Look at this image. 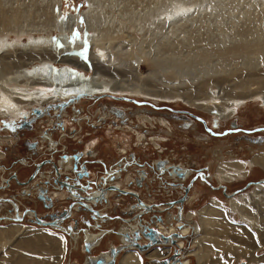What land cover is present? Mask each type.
<instances>
[{
  "label": "bare ground",
  "instance_id": "bare-ground-1",
  "mask_svg": "<svg viewBox=\"0 0 264 264\" xmlns=\"http://www.w3.org/2000/svg\"><path fill=\"white\" fill-rule=\"evenodd\" d=\"M112 1L119 5V7H115L116 5L114 2L111 3L113 4L114 12L107 11L109 3H105L102 0H91V8L83 11L79 17L77 14V16L69 15L68 17L63 18L60 8L62 4L61 0H0V117H7L10 122H18L21 117L24 116L27 118L26 116L31 115L27 110L29 107H38L32 110L34 111L32 116L37 114L35 113L36 110L38 111L39 116L42 115V112L44 113V110L47 107L56 103H51V100L54 101L61 98L64 100L62 101L64 102L62 105H65L72 101L67 99H74L75 97L77 100L83 97H92L96 94V96L105 95L107 97L110 96V94H114L117 97H114L115 99L127 96L135 98L141 97L143 99L145 98V100H152L155 104L160 103L159 101H164L165 99L169 101L182 99L184 102L190 104L198 102V109L215 114L216 117L223 120L229 119L235 113H238L242 106L247 104L250 99H254L253 101H257V99H259V103H261L264 108V96L258 92L251 95H237L231 93L226 96H222L218 93L217 96L213 94L210 97H206L208 93H206L204 89H206L209 83L203 82L196 87L195 93H202L205 97H199L197 95L196 97L187 96L191 93L189 90L184 91L185 93H183V95H181L182 93H174L172 91L165 92V89L162 87L165 85L164 80H157L156 78L148 77L144 79L139 73V67L146 60L147 62L149 60L155 68L157 67L162 71H166V69H168V66L165 67L164 62H161V58H158L157 60L155 56L151 57L148 53H146L147 51L144 50L143 43L148 41L145 39L148 34L145 27H148L150 31L154 28V33L159 31L161 28H166L167 26L169 27V32L165 35L168 38L165 39L162 37L158 40H156V38H152L153 42H156V54L163 53V58L165 57L166 59H168L166 56L173 57L179 55L177 52L180 51L183 46L191 44L192 39L196 36V34H193L194 28H191L200 24L202 20L212 16H217L215 20L219 25V33L221 36L218 42L228 44L229 42L234 41L231 43L234 44L250 38L251 42L248 43V46L254 48L255 52L253 55L264 52L261 48V45H264V0H155V2H153V0ZM134 3L140 7L139 10L135 9L136 6L133 5ZM58 8L60 9L58 10ZM221 13L224 15L225 19L219 17ZM80 17L83 18L87 24L89 32L91 33L84 41H78L76 34L77 25L81 20ZM223 24L225 27H222ZM54 32H58L60 34V38H57L54 35ZM137 33H141V35H138ZM25 36L27 38H24ZM176 36L177 38H175ZM138 38L142 40V43L138 44ZM136 46H138V48ZM226 48L220 47V45H215L214 52H203L201 53L202 56L197 55L198 57L196 59L200 61H209L212 56L216 55L220 61H224L225 63L227 59H224V57L226 56L225 54H227L228 50H221ZM136 49H138V51ZM217 50L219 52L218 55L216 54ZM238 55L242 56V54ZM193 56L188 54L186 57H192L193 59L195 57ZM242 57L247 59L245 62L249 69L256 62L255 59L250 57ZM58 63L61 65L63 64L65 67L57 69L56 64ZM71 66L86 72L93 70V77L88 79L86 77L84 78L80 73L72 71ZM221 67L222 65L220 68ZM152 76L155 77L156 75L153 74ZM221 80L224 84L226 83L223 78L215 82L222 83ZM169 86H171V84ZM167 89H169V87ZM48 95H50V97H48ZM113 113V115H117L118 111L114 110ZM29 118L26 120L27 124ZM143 120L145 122L153 121L152 119H149V117L144 118ZM68 121L69 120L63 121L65 127H67V124L65 123ZM159 121V124L164 126L168 124L165 119L160 118ZM139 136L140 140L141 135L139 134ZM11 138L6 136L3 140H6V144L10 145L13 143ZM45 142H48V140ZM0 144L1 146L3 145L1 143V139ZM90 145L91 146L89 148L92 149L94 146H92V144ZM1 146L0 149L2 150ZM123 151L124 153H122V155L126 156V150ZM87 153L88 150L85 152V155ZM2 156L3 155L0 152V161L3 160V158L1 159ZM154 164L155 163H153V165ZM167 164L161 167L159 171V174L163 177L165 176V170L169 168V165ZM24 165L26 166L27 163H22V166ZM257 165L264 167V155L256 158L255 161L247 162L245 166L233 165L232 167L239 171H244L246 169L254 168ZM59 167L61 172L64 171V173L67 174L69 173L71 165L68 164L67 160L61 159L59 161ZM4 168L5 167L0 169L2 174H4L3 176H5L6 172ZM163 168L165 170L162 171ZM108 172L109 174H114L111 173L112 169L108 170ZM239 174L242 175H230V180L237 179V177L243 178L245 176L243 172H240ZM15 175L17 177L16 179L20 180L19 175L17 173ZM114 176H116V178H118V176L121 178L124 175L121 174ZM125 176L127 179H130L128 174ZM170 177L172 179L167 180L169 183H179L181 181L177 178V176H175V174H172ZM218 177L224 178L223 173H220L216 180L219 182L227 180L226 178H224L225 180H221ZM2 179L3 183L1 185L4 186V181H7L8 179L5 177H2ZM11 182L14 183L15 180L9 181L10 184ZM35 182H33V184L31 183V185L36 184ZM115 184L120 189L124 187L121 186V182L115 181ZM31 185L25 187L27 192L31 191L28 189ZM51 186L53 185L51 184ZM254 186L256 189L260 190L262 187L264 188L261 184H255ZM33 188L34 187H32V189ZM76 191L77 192L73 193L74 197L77 198L79 203L83 202L82 200L86 199L87 196L80 195L78 193V189H76ZM54 194H56V196H54ZM97 194H95L94 197ZM115 194L116 193L112 191L104 192L103 195L108 200L106 206H110V198H117L116 201H120L121 197H113ZM66 196L67 193L60 190L58 185H56L54 191H52V198L47 196V199L49 198L48 201L50 202H55L56 200H64L63 198ZM239 196L243 203L242 205H238L239 203L237 201H240L239 199L231 200L232 208H234L233 211L240 215L242 220L247 221L253 229L259 232L260 237H263V242L260 245L264 246V195H261V192L259 195H256V197L259 198V203L261 204L260 208L252 211L249 210V213L247 210H240V208H242V206L243 208H246V206L252 208L255 198L249 199L250 201L248 202L243 200V196H245V194ZM191 198L192 196H188L186 202H190L189 200ZM231 201L228 202L231 203ZM16 202L17 204H12L13 208H16L15 213L11 214L6 209V204H0V209H2L0 210V223L1 221L4 223L9 221L22 224L25 219H34L33 211L32 209H29V212L26 213L24 220L20 222L19 219L24 217V210L21 208L22 203L19 201ZM94 202L95 201L86 200L85 204L91 207ZM33 210H35L36 216L38 217V211L36 209ZM76 211L77 210H72L71 215L77 216ZM126 211L129 213L130 210L127 209ZM134 212L137 214L138 210H134ZM97 214L98 215L95 216V223L98 221L100 223L103 215L99 212ZM199 216L201 225L204 229L201 234L197 224L194 223L191 225L192 227L183 225L182 222L185 218L183 214L180 220L171 216L170 220L168 219V222L175 224L167 230L163 229L162 232L160 230V232L166 236L178 232L181 237L179 236L180 239H177V242H180L177 247L182 250L185 245L183 240L186 239L187 236H190L191 231H193L194 235L196 234L199 236L196 238H200L199 242L195 239L191 243L192 246H197L198 244L199 249H194L193 251L188 252L189 256L196 258L198 264H211L210 261L213 260V252L215 251H213V249L211 250L210 247L212 248L214 246L221 250L220 253L222 251H225V253L227 251H230L231 253L234 252V258L240 256V258L244 257L253 261L261 262L260 259L255 260L256 252L261 248V246L258 248H251L248 246L249 243H245L244 241L242 242L240 238L244 233L240 231L237 233L239 228L237 229L236 226L234 227L229 224V222L225 219L226 215H224V210L207 207L205 210L197 214V217ZM193 217L194 215L191 214L187 218L193 220ZM137 221L138 220L136 219L135 222L132 216L128 221H125L124 224L119 225V228L121 227V229L117 230L118 233L116 234L122 238L121 242L124 244V249L118 251V255L115 258V264H118V256H122L120 264L143 263L140 256L141 253H138L139 251L137 249L128 248L126 246L127 242H125L126 232L136 228V225L138 224ZM66 222L67 221H64L65 224ZM64 223L61 224L60 220H55L54 223L48 227L55 228L66 233L77 245L82 239V252H85L84 245H87L90 249L89 254L92 253L95 247H100L104 239L112 236L106 231L107 229L103 227V225L108 224V222L100 226V229L97 228L95 231H93L95 227L94 224H91L89 228H85L83 231H80L78 228L68 230ZM11 225L12 226L0 229V242L17 244V241L15 242L14 240V237L17 235H32L31 239H33L34 242H32V240L26 243L22 241L23 243L20 244L23 245H18L20 254L16 257L13 256L6 264L62 263L63 256H61V253H58L55 250V252H52V256L49 252L46 253L45 250H42V246H46V243L52 239L38 235L40 233L34 235L31 230L23 227L22 225ZM159 225L160 224H158V227H160ZM216 231H218V235L215 234ZM34 236L38 238V241L35 240ZM3 245H5V243H3ZM25 246L28 247L26 250H29L30 252L36 253L35 250H37V253L43 255L42 259L37 260L35 255L32 257H25L24 252L21 250V248H25ZM24 248L22 249L24 250ZM164 249H162L165 252L164 256H162L160 250H149L147 252V257L153 260H157L160 257L163 258L169 254L168 249ZM47 250L49 251L48 248ZM104 257L108 256L104 254ZM210 257L211 260H209ZM234 258L231 259L228 256V263L225 264H230ZM215 259H217V257ZM2 262L4 261L2 260ZM214 262L212 261V264H214ZM220 262L221 260L219 259V263ZM175 264H190V260L184 259L183 257V261H179L178 263L176 262Z\"/></svg>",
  "mask_w": 264,
  "mask_h": 264
},
{
  "label": "rangeland",
  "instance_id": "rangeland-1",
  "mask_svg": "<svg viewBox=\"0 0 264 264\" xmlns=\"http://www.w3.org/2000/svg\"><path fill=\"white\" fill-rule=\"evenodd\" d=\"M102 1H104L105 3H109L107 6V11L114 12L113 4H111L114 1L112 0H102ZM61 2L62 4L60 8H61V15L63 18L68 17L69 15L77 16V14L79 17L83 11L90 9L92 6L91 0H61ZM153 2H155V0H153ZM114 4L116 5L115 7H119V5H117L116 2H114ZM133 5L136 6L135 8L136 10H139L140 7L138 5H136L135 3ZM60 8H58V10ZM216 17L212 16L210 18L204 19L201 21L200 24H197L195 25V27H192L191 29L194 28L193 34H196V36L192 39L191 44H186L185 46H183L182 49L177 52L179 53V55L173 57L166 56L168 59H166L165 57L163 58V53L156 54L157 52L156 42L155 41L153 42L152 38H156V40L161 39L162 37H164L165 39L168 38L165 35L168 34L169 27L167 26L166 28H161L159 31H156L155 33L153 32L154 28L151 29L152 31L151 32L148 29V27H145L148 33L145 39H147L148 41L143 43L144 50H146L147 51L146 53H148L151 57L155 56L157 60L158 58L159 59L161 58L160 59L161 62L163 61L164 66L165 67L168 66V69H166V71L163 70L164 71L163 72L157 67L155 68L150 63L149 60L148 62L146 60L139 67V73L143 76L144 79L148 77V78H156L157 80H164L165 85H163L162 87L163 89H165L164 90L165 92L172 91L174 93H180V94L182 93L181 95L185 93L184 91L189 90V92L191 93L187 96L196 97L197 95L199 97H205L204 94L202 93L196 94L195 91L198 85L202 84L203 82H208L209 85L206 87V89H204V91L208 93L206 97H210L213 94L217 96L218 93H220L222 96H226L231 93L237 95H242V94L251 95L256 92L264 96L263 95L264 94V52L253 55V53L255 52L254 48L248 46V43L251 42L250 38L234 44H231L234 41H231L228 44H222L218 42L221 36L219 33V25L215 20ZM219 17L224 18V15L221 13ZM80 19L81 20L77 25L76 34L78 41H84L86 37L89 36V34L91 33L89 32L87 28V24L85 23L83 18L80 17ZM222 27H225L224 24L222 25ZM137 34L141 35V33H137ZM54 35L57 38H60L59 36L60 34L58 32H54ZM177 36L175 38H177ZM24 38L27 37L25 36ZM138 42H139L138 44H140L142 43V40L138 38ZM215 45L216 46L220 45V47L223 48L227 47L226 49L221 50V51L228 50L227 54H225L226 56L224 57V59H227L225 63L224 61H220L216 55L212 56L209 61L208 60L200 61L196 59L198 56H202L201 53L203 52H207V53L214 52ZM138 46L136 47L138 48ZM261 48L262 50H264V45H261ZM136 50L138 51V49ZM188 54H191L192 56L194 55L195 57L193 56L194 57L193 59L192 57L188 58L186 57ZM216 54L217 55L219 54L218 50ZM238 54H242V56H244L245 58L250 57L252 59H255L256 62L249 69L248 65L245 62L247 61V59H244L242 56H239ZM220 64L222 65L221 68H220L221 66ZM62 67L65 66L63 64L61 65L60 63L56 64L57 69L59 68L62 69ZM71 69L72 71H76L77 73H80L84 78L86 77L88 79L93 77V70L86 72L74 66H71ZM216 69L219 71H217ZM153 74H155L156 76L153 77L152 76ZM222 78L225 79L226 81L225 84L222 82V80H221L222 83L215 82ZM170 84L171 86H169ZM168 87L169 89H167ZM96 95L93 96L90 95L92 97H83L77 100L75 99V97L74 99L73 98L67 99L72 101H70L65 105L64 104L62 105V103H64L62 101L64 100H62L61 98L56 99L54 101L51 100L50 101L51 103L53 102L56 103L54 105H51L50 107L46 106L47 108L44 110V113L42 112V115L39 116H36L38 114H34L32 116L34 112L32 110L38 107L34 106L27 108L28 112H30L31 114L28 117L26 116L27 118L30 117L28 120V125L30 126V129L29 128L27 129L26 127H19L21 126L22 121H24L23 123L27 124L26 123L27 118L25 117L21 118L20 121L18 122H9V119L7 117H0V139L3 140L2 136L4 135L6 136L9 135L14 138L13 143L10 145L3 144L1 146L0 144L2 148V152L4 153L3 154L0 151L1 154L4 155L3 160L0 161V169L5 167L4 170L6 171L5 176H3L4 174H2V172L0 171L1 173L0 182L3 181L2 177L8 179L7 176L8 174H10L12 170L14 172L17 171V174L19 173L18 175L21 180L26 179V177L30 174L31 169L25 167L23 168L22 163L24 162L28 163V161L33 162L35 161V159L37 161L49 157L54 162L58 163L57 159L61 158L60 156L61 154L63 153L72 154L73 151L75 150L81 151L82 153H85L88 150V152L91 154V157L88 158L91 162L88 165H93L95 167L94 174H92V178H93L92 180L94 181H96L97 177L95 176H97V173H100L96 168L102 169L104 166H108V165L112 166L116 160L118 159L121 160L120 158H122L123 156L122 153H124L123 150H126L125 153L127 155L133 153L136 160L142 159L141 163L143 162V158L141 157H144L146 158V160H148V163H152L156 161L158 158H164L168 160L167 165L169 166L172 164L175 165L178 164L181 165L182 167H186L189 169L196 166L206 165L210 167L212 178L213 176H215V179L211 180L212 183L214 185L216 184L225 185L228 188V191H232L238 188L240 189L244 185V183L248 180H255L264 177V167L260 165H257L256 167L251 169H246L244 171H239L232 167L233 165L245 166L248 161L250 160L255 161L256 158L263 156L264 141L263 143L261 144L259 143L256 145V143L250 142L249 139L238 138L239 135H232V136L228 135L222 138H212L210 140H204L202 139L204 138L202 136V134H204L203 129L199 124L194 123L193 121L194 117H199L201 119H204L210 124V126L215 132H217L218 130L222 132V130L227 129L230 120H236L238 124H242L243 127L246 128H251L257 125H261L264 124V108L262 104L259 103L260 102L259 99H257V101H253L254 99H250V101L247 102V104L242 106V108L238 111V113H235L229 119L223 120L220 119L219 117H216L215 114L208 113L204 110L198 109L197 108L198 107L197 104H199L198 102L194 104H190L184 102L182 99H177L173 101H169L165 99L160 103L154 104L155 102L152 103L149 100H145L141 97L135 98V97L127 96V97L115 99L114 96L111 94L108 97L105 95L104 96H96ZM48 97H50V95H48ZM124 98H127L128 100H124ZM155 107H159V109H156ZM114 110L122 112V115L121 116L113 115ZM165 112H169V113L176 112L177 114L178 112H183L181 113V115H187L188 118L185 117L186 120L193 122V125L191 123L189 125L190 129L183 131L182 129H180V124H181L180 121H176L173 118L166 117L165 115H163ZM187 113H190L191 115H188ZM146 115L147 117L149 116V119L153 120L149 122V124L140 120V117H142L143 119L147 118L145 117ZM161 116L162 117L165 116V117L162 118ZM160 118L162 119L166 118V120L171 124L170 127H166L167 126L166 125L163 128H161L160 126L161 124L159 125ZM65 120L66 121L69 120L68 122L65 123L67 124L66 125L67 127H65L63 124L64 123L63 121ZM163 129L164 131H162ZM198 133L201 134L198 135ZM139 134L141 135L140 140H139L140 137ZM159 135L163 136L164 138L163 139L160 138ZM255 136L263 138L264 135L262 133H259L258 135ZM255 136L254 138H256ZM248 138H252V137H248ZM46 140H48V142H45ZM35 141L38 142L36 146L37 149L36 151L30 152L26 146V143L35 142ZM90 144H92V146L96 144V146H94L91 149L89 148ZM83 155L86 156L85 154ZM84 158L86 159V157ZM95 162L96 164H94ZM101 162H105V164L103 165ZM219 163H222V165L220 166L221 168L219 167L218 169ZM90 168L91 166H89V169ZM130 170L134 173L133 169ZM178 171L181 172V170ZM49 172H50V168L46 167L42 172L44 176L40 175L37 179L39 178L40 180L43 179L44 181L43 180L42 181L45 182L47 179V177L45 176H47V174L49 175L50 174ZM240 172H243L245 174L243 178L237 177V179L230 180L229 178L230 175H235V176L242 175L239 174ZM220 173H223L224 178H226L227 180L220 177L218 178L225 181L219 182L218 180H216L217 176ZM129 180L130 179H127V182ZM144 182L147 183L146 186L144 185L143 188H138V191L141 192L140 193L141 198H143L146 201H151L154 198L175 199L178 198L179 195L181 194L180 187H176L173 190L169 189L167 191H164L161 189L159 191L158 186H160L162 182L158 180L157 176L154 177L153 173L148 174V180ZM14 183H12L11 187L9 188V191L3 192L5 193L4 195L6 196L16 195L17 197H19L18 199L22 203L21 207L36 209L38 211V216H45L47 214L58 215V213L62 211L61 209L63 207L64 209H66L65 205H67L68 203L65 202L64 200L61 201L56 200L55 202L49 201L51 204H53V207L50 209H45L42 203L36 200L35 196L28 195L25 192L26 189L24 187L23 189L16 188V185ZM122 184L123 185L121 186L126 185L125 182ZM198 186H200V184ZM200 187H202V189L199 191L198 194H195L194 193L195 189L192 188V191L190 192V195L192 196V198L189 200L190 202L188 203L186 202L182 207V214L185 216V218L183 219L184 221L183 222L181 221L183 225L185 226L188 225L192 227L191 225L195 223L198 225L201 234L204 231V229L201 225L200 216L197 217V214L205 210L207 207L219 208L220 210H224V215H226L225 219L229 222V224L233 225L234 227L236 226L237 229L238 228L240 229V230L238 229L237 233L239 231L244 233L240 238L242 242L244 241L245 243H249V245L248 244L247 245L251 248L253 247L258 248L259 246H261L260 244L263 242V237L261 238L259 232L254 231V229L247 223V221L242 220L240 218V215H238L233 211L234 208H232L231 200L239 199L240 201L237 200L236 201L239 203L238 205H242L243 202L239 194H243V193L245 194V196H243L244 201L249 202L250 201L249 199L255 198L252 204V208H249L247 206L246 208H243V206L242 208H240V210H247V212L249 213V210L252 211L257 208H260L261 204L259 203V198H257L256 195H259L260 192L261 195H264L263 187L261 190L256 189L255 186H249L245 189L242 188V190L237 194H235L232 198H225L222 195L218 194L217 192L207 189L203 185H201ZM22 191L25 193H22ZM52 191L53 190H50L49 193H47V196H49L50 198H52ZM209 191H211L212 195H208ZM54 196H56V194H54ZM63 199H65V197ZM128 199L126 198L125 200L124 198H122L120 199V201L111 200V202L113 201L111 206H103L102 209L100 210L107 211L109 212L110 215H112V213L119 214L123 210H126V206H128L129 203ZM228 201H231V203H229ZM176 210H177L176 208H173L167 211L169 213L167 212L162 213L161 215L163 220L164 219L170 220L171 216H176ZM191 214L194 215L193 220L187 218ZM74 218H78V215ZM7 223H9V221L4 223L2 226H0V229L5 228L4 226L6 225H9ZM70 223L73 225L72 221L70 222L67 221L66 224L64 223V225ZM22 224H23L22 226L26 228L27 227L49 228L58 232L59 234H62L65 237V239L68 242V247L65 257L62 260L61 264H85V261H87L86 260L87 256L95 257L100 254L101 255L105 254L108 252V249L110 247H117L119 244H122L121 243L122 238H120V236L116 234V231L121 229V227L119 228L120 224L117 221L114 222L112 221V223L103 225L105 229L110 230L114 233H111L112 235L111 237H107L106 239H104L100 247L99 246L95 247L91 254L82 252L83 249L82 239L79 241V244L77 245L71 240V238L66 233L62 232L61 230L51 227L38 226L36 224H30L26 221V219ZM158 224H160L159 225L160 227H158V229L161 230L162 232L163 229L167 230L175 223L171 224V222L169 223L163 221ZM85 228L86 226L83 225L78 226V229L80 231H82V229ZM87 228L89 227L87 226ZM194 229H195V225H194ZM95 230L96 229L94 228L93 231ZM215 234L218 235L219 234L218 231H216ZM196 237L198 236L196 234L194 235L193 231H191L190 236H187L186 239L183 238L185 244L183 252L181 253L180 251L178 252L180 253V256H182V258L184 257V259H189L190 264H198L195 257L188 255L189 251H193L194 249H196V246L191 245V243L195 240ZM197 240L199 242L200 238ZM178 244H180L179 241L177 242V246ZM75 247H77L79 250H77V248ZM153 248L151 249V251L160 249L162 253L164 252L162 251V249L164 248L170 251L169 246H164V247L156 246ZM197 249H199L198 244H197ZM210 249L211 250L213 249V251H215L213 252L214 255L211 253L214 256L213 260H211V257L209 259L211 260L210 261L211 264L212 261L214 262L216 260L214 262V264H216L219 263V259L222 262V259L224 257H226L227 259L228 256L229 258H234L235 256L234 252L231 253L230 251H227L226 253L225 251H222L220 253L221 250H219V248H217L216 246L212 248L210 247ZM230 255L233 256L230 257ZM140 256L143 260L142 264H145L147 260H153L147 257V252L146 254L145 253L140 254ZM35 257L37 258V260L42 259L43 255L41 256L35 255ZM216 257L217 259H215ZM121 258L122 256L120 258L118 256L117 258L118 264H120ZM235 259L237 260L233 261L232 264H242V263L264 264V246H261V248L256 252L255 255V260L260 259L261 262L253 261L250 260L249 258H244V257H241L240 259V256L235 257ZM179 261H183V259ZM221 262L219 264L227 263V262H222V263Z\"/></svg>",
  "mask_w": 264,
  "mask_h": 264
},
{
  "label": "water",
  "instance_id": "water-1",
  "mask_svg": "<svg viewBox=\"0 0 264 264\" xmlns=\"http://www.w3.org/2000/svg\"><path fill=\"white\" fill-rule=\"evenodd\" d=\"M124 100H128L125 99ZM150 102L154 103L152 100H149ZM155 104V103H154ZM55 108V107H53ZM38 114V111L36 112ZM122 112L117 113V116H121ZM38 116V115H36ZM21 127H26L27 129H30V126L25 123H21ZM37 144L38 142H27L26 146L29 149V151L33 152L36 151L37 149ZM61 158L57 159V162H54L51 158L46 157L43 158L42 160H37L33 162H29L27 165L23 166V168H30V174L26 177V179H16L15 172L17 171H11L10 174H8L7 178L8 180L4 181V186L1 184L3 181L0 182V204H6V209L8 212L15 213L16 208H13L12 204H17L16 201L20 200L18 199L16 195H10L6 196L4 195L5 191H9V188L11 187V184L9 181L15 180V185L16 188L23 189V187H27L28 185L33 184L36 180V184L31 185L28 189H30V192L24 191L31 196H35L36 200L40 203H42L43 207L45 209H50L53 207V204H51L47 199V193L50 190L55 189L56 185H58L60 190H63L64 192L67 193V196L65 197L64 201L67 202L68 204L65 205L66 209L64 207L61 209L62 211L56 214H47L45 216H36L35 210L32 208L28 207H21L22 210H24V217L19 219L20 222H22L26 216V213L29 212V209H32L33 211V216L34 219H26V221L30 224H36L38 226H44L48 227L54 223L55 220H60V223H64V221H72L73 225L67 224L66 227L68 230L71 229H77L79 225L87 226L90 227V225L94 224L95 229L97 230L100 229V226L105 224V223H112V221H117L119 224H124L125 221H128L132 216L134 218V221L136 222V219L138 220V224L136 225V228L130 230L129 232H126L125 238L127 244L126 246L130 249H137L139 253H146L149 250H151L153 247H164V246H169V254L161 259L157 260H147L145 264H175L179 260H182V256L178 253L179 251L183 252L182 249H179L177 247V239L180 238L181 236L178 234V232L172 234V235H163L160 230L158 229V223L161 222H168V220L162 218V213H166L170 209L176 208V218L177 220L182 218V207L186 203L187 198H188V193L189 191L186 189L184 190L178 198L172 199H160V198H154L151 201H146L143 198H141V192L138 191V188H143V186H146V180H148V174L153 173L154 177L157 176L158 180L162 182L160 186H158V190L160 191L161 189L164 191L167 190H173L176 187H179L180 185H184L183 179H182V174L178 170H180L179 165L172 164L173 166H169L167 170H165V176H161L159 174L160 168L163 167L165 164H167L168 160L164 158H158L156 161L152 163H148V160L146 158H143V162L141 163V160H136L135 156L133 153L131 154H126V156H122L120 158L121 160H116L114 164L104 166L102 169L101 168H96L100 173H97L96 181L92 180V174H94V169L95 167L93 165H88L90 164V160L88 159L91 157V154L88 152L86 156L83 155L81 151L75 150L73 151L72 154H66L63 153L60 155ZM59 157V156H58ZM86 157V159L84 158ZM33 158V157H32ZM67 160L68 164L71 165L69 168V173L65 174L64 171H60L59 167V161ZM139 159V158H138ZM89 161V162H88ZM66 163V162H64ZM103 165L105 162H101ZM100 163V164H101ZM153 163H155L153 165ZM93 164V162H92ZM96 164V162L94 163ZM88 165V166H87ZM89 166L91 168L89 169ZM102 166V165H101ZM48 167L50 168V174L45 177H47L46 181L43 182L40 180V178L37 180V178L41 175L44 176L42 173L44 169ZM52 168V169H51ZM111 173L114 174H109L108 170H111ZM133 169L134 173L130 170ZM170 169V170H169ZM172 171V172H171ZM128 172V173H127ZM19 174V173H18ZM65 174V175H64ZM123 174L124 176L119 178L118 175ZM130 177V180L126 182V176L127 175ZM172 174L177 176L179 180H181L179 183L178 182H167V180L172 179L170 176ZM106 177H105V176ZM111 175V176H108ZM117 175L118 178H116ZM43 178V177H42ZM162 180H166L163 181ZM116 182H121L126 183V185L120 189L117 187L115 184ZM205 184L209 186L212 190L218 191L221 190L222 195L225 198H231L233 197L236 193L232 194H227L226 193V186L221 185V184H216L215 186L212 185L207 179H204ZM182 183V184H181ZM260 183V182H259ZM259 183H249L246 185L245 188L249 186H253L255 184ZM51 184L53 186H51ZM193 183L190 182L188 184L187 188H190ZM32 187H34L32 189ZM133 187V188H132ZM76 189H78V193L82 196H87L86 199H83V202L77 201V198L74 197L73 193L77 192ZM103 189V190H102ZM137 189V190H136ZM152 189V188H151ZM49 190V191H47ZM107 191H112L115 192L116 194L113 196H119L121 197L120 199L126 198L129 200L128 206H126V210L129 209V213H127L126 210H123L119 214L112 213V215L109 214L107 211L100 210L102 209L103 206H106L108 203V200L105 198L103 195L104 192ZM241 191V190H240ZM22 191V193H25ZM98 193V194H97ZM101 193V194H100ZM97 194L95 197L94 195ZM49 197V196H48ZM86 200L90 201H95L92 205L93 206H87L85 204ZM111 200H117V198H110V206L112 205ZM60 201V200H58ZM81 201V200H80ZM54 203V202H53ZM17 207V206H16ZM72 210H77V215L78 218H74L76 216L71 215ZM134 210H138V213L136 214ZM161 210V211H159ZM101 213L103 215L101 222L95 223V216H97V213ZM89 213V214H86ZM169 213V212H167ZM90 215V216H89ZM125 216V217H124ZM149 216V217H148ZM48 218V219H46ZM179 218V219H178ZM25 221V220H24ZM99 223V224H98ZM84 229H82L83 231ZM107 232L114 233L110 230H106ZM116 233H118L116 231ZM180 236V237H179ZM122 241V240H121ZM118 245L117 247H110L108 249V252L105 253L108 257H104V254H100L98 256H87L85 261V264H115V258L118 255V251L124 249V244ZM85 246V252L87 254L90 253V249L87 245Z\"/></svg>",
  "mask_w": 264,
  "mask_h": 264
},
{
  "label": "flooded vegetation",
  "instance_id": "flooded-vegetation-1",
  "mask_svg": "<svg viewBox=\"0 0 264 264\" xmlns=\"http://www.w3.org/2000/svg\"><path fill=\"white\" fill-rule=\"evenodd\" d=\"M145 99V98H144ZM148 99V98H147ZM149 100V99H148ZM161 102V101H159ZM156 109H159V107H155ZM181 113L183 112H178V114L176 112H165L163 115H165L166 117L168 118H173L175 119L176 121H180V129H182L183 131H186V130H189L190 127L189 125L192 123L193 125V122L191 121H188L186 120L185 117H187V115H181ZM188 115H191L190 113H187ZM144 115V114H143ZM164 116V117H165ZM24 117V116H23ZM21 117V118H23ZM28 117V116H27ZM147 117V115L145 116ZM149 117V116H148ZM162 117V116H161ZM162 117V118H164ZM194 117V116H192ZM188 118V117H187ZM140 120L145 122L142 117H140ZM166 120V118H165ZM20 121V120H19ZM194 123H197L201 126V128L203 129L204 131V134H202V136L204 138V140H210L212 138H222V137H225V136H232V135H239L238 138H243V139H249L250 142L252 143H256L257 144H261L263 143L264 141V136L263 138H260V137H256L255 135H258L259 133H262L264 135V124H261V125H257V126H254V127H251V128H246V127H243L242 124H238L236 120H230L229 124H228V128L227 129H224L222 130V132H220L219 130L217 132H215L212 127L210 126V124L205 121L204 119H201L199 117H194ZM10 122V121H9ZM147 124H149V122H145ZM167 126L166 127H170V123L167 121ZM146 125V124H145ZM151 125V124H150ZM160 125V124H159ZM161 128L164 127V125H160ZM21 127V126H19ZM193 129V128H192ZM164 131V129L162 130ZM188 132V131H187ZM201 134V133H198V135ZM160 138H164L163 136L159 135ZM254 136L256 138H254ZM248 137H252V138H248ZM91 146V145H90ZM94 146H96V144H94ZM254 158V157H253ZM252 158V159H253ZM251 161V160H250ZM249 162V161H248ZM224 164H227V163H224ZM222 165V163H219L218 164V169L219 167ZM180 167V170H181V174H182V179H183V182H184V185H180V191L181 193L186 189L189 191V194L188 196H191L190 195V192L192 191V188L195 189V194H198L199 191L202 189V187H200L201 185H203L204 187H206L207 189H210L212 190L209 186H207L205 184L204 179H207L212 185H214L212 183L211 180L215 179V176H213L212 178V174L210 172V167L206 166V165H201V166H196V167H193L191 169L189 168H186V167H182L181 165H179ZM247 167V166H246ZM256 167V166H255ZM221 168V167H220ZM217 169V171H218ZM183 170V171H182ZM220 172V171H219ZM219 176V175H218ZM216 181V180H215ZM192 182L193 185L190 186V188H187L188 187V184ZM260 182V183H259ZM249 183H259L261 185L264 186V177L262 178H258V179H255V180H248L244 183V185L239 189H235V190H232V191H228V188L226 187V193L227 194H232V193H238L240 192V190H242V188H244V186H246L247 184ZM182 184V183H181ZM200 184V186H198ZM215 186V185H214ZM254 186V185H253ZM205 190V189H204ZM214 191V190H212ZM214 192H217L218 194L222 195L221 193V190H218V191H214ZM244 194V193H243ZM208 195H212L211 194V191L208 192ZM239 195H242V194H239ZM223 196V195H222ZM224 197V196H223ZM236 197V196H235ZM20 224V223H16V222H9L7 224ZM4 224V222L1 221L0 223V226H2Z\"/></svg>",
  "mask_w": 264,
  "mask_h": 264
},
{
  "label": "crops",
  "instance_id": "crops-1",
  "mask_svg": "<svg viewBox=\"0 0 264 264\" xmlns=\"http://www.w3.org/2000/svg\"><path fill=\"white\" fill-rule=\"evenodd\" d=\"M9 136V135H8ZM3 137V139L6 137V135H4V136H2ZM10 138H11V136H9ZM158 137V136H157ZM160 137V136H159ZM11 140H12V142L14 141V138L12 137L11 138ZM10 141V140H9ZM1 143L2 144H6V140H1ZM55 147V146H54ZM53 147V148H54ZM89 147V146H88ZM0 151L2 152V150L0 149ZM3 153V152H2ZM4 154V153H3ZM93 155V154H92ZM94 156V155H93ZM1 158H4V155L1 157ZM70 165V164H69ZM163 170H165L164 168L162 169V171ZM15 225H17V226H20V225H23V224H15ZM25 225V224H24ZM7 226H12L11 224H9V225H6V226H4V227H7ZM26 226V225H25ZM29 230H31V232L35 235H37L38 233H40V234H38V235H41V236H43V237H45V238H49V239H52V240H49L48 241V243H46V246H42V250H45V252L46 253H48L49 252V254H51L52 255V252L54 251L55 252V250L58 252V253H61V256H63V259H64V257H65V254H66V252H67V247H68V242H67V240L65 239V237L62 235V234H59L58 232H56V231H54V230H52V229H49V228H41V227H39V228H33V227H27ZM241 228V227H240ZM250 230H251V228H250ZM250 230H249V232H250ZM254 231H257V230H255L254 229ZM258 232V231H257ZM199 237V236H198ZM198 237H196V238H198ZM32 238V235L31 236H28V235H24V236H22V235H17V236H15L14 237V240H15V242L17 243V244H11L10 242H0L1 244H2V246H1V244H0V264H6V263H8L9 262V260L13 257V256H18L19 254H20V250H19V248H18V245L20 244V243H23V242H30L31 240H32V242H34L33 241V239H31ZM34 238H35V240L36 241H38L37 239L38 238H36V236H34ZM195 238V239H196ZM25 240V241H24ZM197 240V239H196ZM23 241V242H22ZM12 242H14V241H12ZM3 243H5V245H3ZM21 246L23 245V244H20ZM22 248H24V247H22ZM21 248V250L24 252V256L25 257H32L33 255H40V253H37L38 251L37 250H35V252L36 253H34V252H30L29 250H26V248H28L27 246H25V248H24V250ZM46 248V249H45ZM47 248L49 249V251L47 250ZM59 248V249H58ZM74 248V247H73ZM75 248H77V247H75ZM196 249H197V246H196ZM77 250H78V248H77ZM160 250V249H159ZM62 251V252H61ZM161 251V250H160ZM163 251V250H162ZM162 254V256H164L165 255V252L163 253H161ZM41 256V255H40ZM53 256V255H52ZM233 255H230V257H232ZM121 257V256H120ZM119 257V258H120ZM55 258H56V256H55ZM161 258V257H160ZM37 259V258H36ZM62 259V260H63ZM232 259V258H231ZM241 259V258H240ZM2 260L4 261V262H2ZM235 260H237V259H233V261H235ZM233 261L230 263V264H232L233 263ZM222 262H227L228 263V261H227V259H226V257H224L223 258V260H222Z\"/></svg>",
  "mask_w": 264,
  "mask_h": 264
},
{
  "label": "snow or ice",
  "instance_id": "snow-or-ice-1",
  "mask_svg": "<svg viewBox=\"0 0 264 264\" xmlns=\"http://www.w3.org/2000/svg\"><path fill=\"white\" fill-rule=\"evenodd\" d=\"M66 18V17H65Z\"/></svg>",
  "mask_w": 264,
  "mask_h": 264
}]
</instances>
